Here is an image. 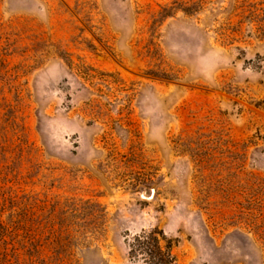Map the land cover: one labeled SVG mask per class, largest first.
<instances>
[{
  "label": "rangeland",
  "instance_id": "obj_1",
  "mask_svg": "<svg viewBox=\"0 0 264 264\" xmlns=\"http://www.w3.org/2000/svg\"><path fill=\"white\" fill-rule=\"evenodd\" d=\"M264 264V0H0V264Z\"/></svg>",
  "mask_w": 264,
  "mask_h": 264
},
{
  "label": "trees",
  "instance_id": "obj_2",
  "mask_svg": "<svg viewBox=\"0 0 264 264\" xmlns=\"http://www.w3.org/2000/svg\"><path fill=\"white\" fill-rule=\"evenodd\" d=\"M165 237L160 231H143L132 238L130 254L141 257L147 264H171L174 261L172 246L164 244Z\"/></svg>",
  "mask_w": 264,
  "mask_h": 264
}]
</instances>
